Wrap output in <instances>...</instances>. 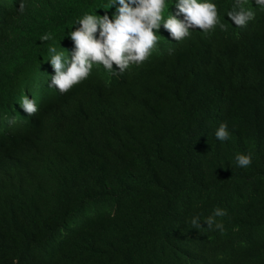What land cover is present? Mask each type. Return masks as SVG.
<instances>
[{
  "label": "trees",
  "instance_id": "trees-1",
  "mask_svg": "<svg viewBox=\"0 0 264 264\" xmlns=\"http://www.w3.org/2000/svg\"><path fill=\"white\" fill-rule=\"evenodd\" d=\"M106 3L0 0V264H264V7L214 0L223 28L161 26L141 64L48 87L47 45L70 49L71 21ZM214 207L223 232L191 225Z\"/></svg>",
  "mask_w": 264,
  "mask_h": 264
},
{
  "label": "clouds",
  "instance_id": "clouds-1",
  "mask_svg": "<svg viewBox=\"0 0 264 264\" xmlns=\"http://www.w3.org/2000/svg\"><path fill=\"white\" fill-rule=\"evenodd\" d=\"M264 7V0H254ZM175 12L164 13L165 0H107L101 7H112L111 18L107 11L103 14L85 11L71 21V28L66 35L72 41V47L57 50L54 43L48 44L46 59L53 69L47 85L59 92H67L74 85L86 79L94 64L115 75L124 72L130 65H139L148 58L156 45L158 28L161 26L168 37L180 41L190 35L189 29L206 32L214 26L223 28L217 14L214 0H172ZM169 6V5H168ZM23 10V4L19 5ZM234 25L243 26L254 16L247 9H237L228 13ZM65 36V35H64ZM44 43L52 40V34L45 32L39 36ZM115 65V67H114ZM19 108L28 116L37 111L32 97L25 93L18 100ZM218 141L229 138L226 122L221 121L213 132ZM239 167L251 164V155L236 152L233 157ZM226 212L221 207H214L204 219L199 216L191 218L193 227H200V221L206 222L208 228L223 232L224 226L216 217H223Z\"/></svg>",
  "mask_w": 264,
  "mask_h": 264
}]
</instances>
